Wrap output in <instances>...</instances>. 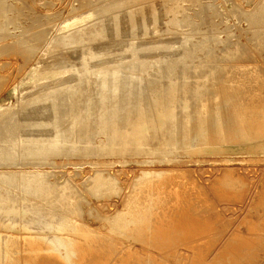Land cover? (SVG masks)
<instances>
[{
	"label": "bare ground",
	"instance_id": "1",
	"mask_svg": "<svg viewBox=\"0 0 264 264\" xmlns=\"http://www.w3.org/2000/svg\"><path fill=\"white\" fill-rule=\"evenodd\" d=\"M258 2V5L249 15L251 18H254V22H259L264 26V0ZM167 10L174 12L169 22L181 25L182 18L180 22L177 16L179 10L176 2L172 4L171 7L169 6ZM106 11L105 15H103L104 17L108 12L113 14L116 10L114 11L113 8H109L106 9ZM95 12L94 9H91L79 16L70 18L62 24L63 32L51 40L52 42L60 41L64 44L82 42L84 45L81 47L82 52L80 51L82 54L75 50L78 52V55L79 53L81 55L80 64L75 65L74 63L71 65L70 69L72 70V74L68 76L69 78H62L59 74L61 69L67 66V64L65 66L63 65L65 62L64 57L59 54L50 56L48 62L45 64L40 62L34 65L27 73V76L32 79L28 83H23L21 93L23 94V92L29 90V88H37V90L32 94L30 93L31 95L27 99L25 96H19L17 102L19 103L26 99L28 102L27 104H29L28 107H35L38 105L41 107L42 104H48L49 110L52 113L49 117L50 119L45 118L46 115L45 117L38 118L23 117L20 115L17 108H15L17 102L14 103V105L13 103L0 105V213H7V216H9L8 219L10 218L8 222L9 226H16L17 223H19L18 221H14V218L18 215V218H21V220L22 218L26 219V222L23 224L24 229L39 231V233H30L28 238L30 246L28 250L25 249L26 251L24 254L19 253L17 247H11V238L6 234V237L0 242V264H48L50 261H53L55 264H96L91 263L93 261L89 259V255L104 246L113 248L117 237H119L120 240L125 239L124 241H127V238L131 239V241L134 239L137 241L136 245H138L139 242L150 243L165 251L170 250V252H174L175 256L178 251V245L181 242L197 241L198 235L211 229L207 220L196 219L194 216L191 218V215L187 212V206L179 207L182 213L180 215L176 214L177 216L175 217L168 212L160 214L159 210L164 207L166 202V197H164L165 191L161 182L155 181L152 176H161L166 169L146 167L141 170L144 175L141 182L143 184L148 183L150 186L153 185L154 187L152 186L151 189H149L153 191L147 193L143 198L137 196L138 193H136V197H131L130 195L131 198L127 200V202L125 201L122 209L117 210L116 214L108 219L106 230L98 231L92 228L79 216L77 210L79 201L74 202L73 195L69 192L71 191L73 194L74 186L70 184L72 181L69 182V179H64V182H52L49 179L50 175L48 177L49 172L47 169L40 168L39 164L37 165L36 163V165L31 164V166L20 165L21 162L14 159L17 156L13 157L14 155L11 156L12 154L16 153L15 155H17V153H21L23 156L25 155L28 161H24L29 164L31 162L33 163V159L38 158V156L44 158L47 154L51 155L63 151L68 152L69 148L70 151H87L88 153L90 150L99 151V149L104 152L117 154H127V152H131V154L158 153L162 156L165 155V157L167 154L177 149H182L188 153H221L230 150H248L264 153V86L259 82V86L257 87H254V83L251 85L247 83V79L244 77L246 67L242 64L241 66L236 65V69L241 68V79L236 80V76L233 74L235 77L230 81L226 80L228 81L227 85L225 84V86H227V92L224 93V96L221 95V90L219 91L223 85H220L221 87L218 88L216 80L229 78V74L227 73L229 70L227 71V67L223 70L224 66L221 64H208V66H206L208 69L203 71L202 66L197 62L195 63V59L201 55L209 60L215 58H228L229 60L230 57L233 58L232 54H235V51L232 53L231 51L226 52L222 50L221 53L220 50L219 52L217 42L223 39L218 32L212 29L205 32L198 31L200 34V36H198L194 29L187 32L185 31L180 34L178 40H175V42L179 41L178 44L174 43L173 45H168L171 47L168 52H170V49L172 51V47H181L179 52L176 51L172 53L156 52V49L153 48L154 43L138 44L135 40H132L127 47L130 54L117 57V55L123 53L111 54L110 52L96 51L93 47L98 37L110 36L108 24L106 22L107 19L99 18V20L96 21L95 18L98 17H95ZM112 16L115 23L114 26H116L115 29L117 30L116 35H119V26L122 25V20H119V14H113ZM99 17L101 16L99 15ZM185 17L186 16H184V19ZM158 26L159 25H157V27ZM135 30L133 31L136 32ZM197 36L198 38H196ZM226 40H229V38ZM229 41H231V39ZM157 45L162 47V44L159 45L158 43ZM156 48L158 50V47ZM176 48L174 50H176ZM221 72H224V74L221 75ZM237 72L238 71L235 73ZM193 76L201 77L206 82L211 81L212 83L213 81L214 84L210 85L208 83L207 85L206 82L199 83L198 81L199 84L196 87L194 85V87H192L191 85L194 79H192L191 84L190 79ZM95 77L99 80L102 78L104 82L102 84L101 94L99 93L100 103L95 105L94 103L91 104L92 101L90 102L88 100L86 104L84 103L83 96H85V94L83 93L82 86L84 87V80L90 82L94 80H91V78ZM180 78L184 81V83L182 82L183 84L179 83ZM123 79L129 80V82L132 81L134 85L131 84L133 86H131L130 90L126 87L128 91L124 96L126 95L125 98L127 101L125 100L126 103L123 102V104H120L118 103L120 99H116L121 96L119 82L121 81L122 83ZM144 82H147L145 86L141 84H144ZM110 83H114L115 85L116 92H113V99L116 101L108 105V99L112 98ZM182 90L184 94L181 96ZM210 90L217 93L214 100L210 95L211 93L213 94V92L209 93ZM190 93H194L193 99H195V101L193 103H191L192 99L190 100L189 97ZM92 99L96 98L93 97ZM123 99L121 101H123ZM95 106L99 109L97 116L93 117V109ZM38 109L41 110L40 108ZM38 112L39 111H37V113ZM44 114L45 113H43V115ZM32 116L34 115L32 114ZM96 129H98L99 132H104L106 134L105 137H108L107 142L99 140L101 142L99 148H95L94 146L96 145L93 146L94 138H89L91 136L90 132L92 133V131ZM226 141L230 143L226 144L228 146L224 144ZM79 143H82L83 146H79ZM85 153L86 152L83 154ZM63 155L64 154H62V156ZM46 159H48V157ZM46 159L44 160L48 163L47 161L49 159ZM37 163H40V161ZM54 164H56V161L53 165ZM99 169L100 171L96 169L97 171L91 176L93 178V190L103 194L106 190L111 191L109 190L111 188L116 189L115 187L117 186L115 185L117 184L115 183V177H113L112 174L105 175L101 172L103 170L101 168ZM53 173L55 172L53 171L52 175H54ZM138 183L139 182H137V184ZM226 183L231 187L234 186L233 182L230 180H226ZM3 187H9V189H14L16 191L21 188L24 193H29L30 195H48L47 197H51L52 199L50 202L46 201L47 204L53 201L54 205L52 208L49 206L46 207L45 205L44 207L36 201L37 204L32 203V205H34L31 207L18 208V206H11L8 204L11 201V192L8 189L3 190ZM2 191L7 194L4 195ZM141 194L143 193L140 192V196ZM23 200H25V198H23ZM39 201H42L41 198ZM184 202L181 198L175 201L177 204H185ZM185 213L189 214V216ZM0 218L2 220L3 216L0 215ZM257 224H261V222L253 223L251 226L257 227ZM31 225H33V228ZM261 225H264V223ZM215 233L218 234L217 232ZM22 234L25 233L21 232V235ZM207 236L206 241L208 245L198 248L200 251L198 258L194 257L190 259L188 264H244L243 259L246 255L241 253L244 250L239 249V246L242 244L251 245V239L244 237L242 233H236V239L233 243L224 244V242L223 246H219L217 252L212 255H206L208 252L206 253L205 249L207 246L211 247L212 242V238L209 234H207ZM212 244H214V242ZM143 246L144 244L142 248H145V246ZM212 247L210 250L213 249ZM147 251L150 258L160 263L168 264L166 263L168 260L167 257L161 258L156 254L157 252ZM127 252L128 254L135 253L137 257L141 254L138 246L136 248L127 246ZM163 252L161 254H163ZM170 255L171 254H169V256ZM129 258L128 256L125 257L122 255L119 259L129 260ZM183 258L184 257L175 256V260L177 259L178 262ZM108 260L111 259L109 258ZM255 260L251 257V259L244 262L247 264H256ZM123 262L125 264V261ZM107 263L106 261L105 264Z\"/></svg>",
	"mask_w": 264,
	"mask_h": 264
},
{
	"label": "rangeland",
	"instance_id": "2",
	"mask_svg": "<svg viewBox=\"0 0 264 264\" xmlns=\"http://www.w3.org/2000/svg\"><path fill=\"white\" fill-rule=\"evenodd\" d=\"M112 1L113 0H0V24H2L0 25V38L2 39H0V105L11 103H13L14 105V103L17 102L19 96H25L26 99L29 98L30 95L37 90V88H29V90H25L23 94L21 93L23 83H28L32 79L31 77L27 76L28 71L31 67L40 62L42 64L47 63L48 58L53 54H59L64 57L65 62L63 63V65L65 66L67 64V66L61 69L59 74L62 76V78H69L68 76L72 74V70L70 69L71 65H73L74 63L75 65L80 64V53L82 52L81 47H83L84 45L82 44V42L64 44L60 41L52 42L51 40L63 32V23L68 21L70 18L79 16L80 14L85 13L86 11L91 9H94V12L96 11L95 17H98H94L96 21H98L99 18H103L105 20L107 19L106 22L108 24V31L110 35L109 37H98L96 39L97 42L93 45L96 51L106 53L110 52L111 54L123 53L121 55H117V57L129 55L130 52L127 47L130 45V42L132 40H135V42L138 44L154 43L153 48L156 49V52L167 53L169 51V48H171L168 45L179 43V41L175 42V40L179 39L181 33L194 29L197 32L196 35L200 36L199 32H205L209 29H212L213 31L218 32V34H220L221 38L223 39L222 41L217 42L219 52L220 50L221 53L222 50H225L226 52L231 51L232 53L235 51V54H232L233 58L230 57L229 60L228 58H215L213 60H209L201 55L195 59V63L197 62L198 64H200L203 68V71H206L208 69L206 67L208 66V64H221L224 66L223 70H225L227 67V71L229 70L227 72L229 74V78H224V80L223 78H221V80L219 79L218 81L216 80L218 88L223 85V89L222 87L219 89V91L221 90V95H224V93L227 92V86H225V84L227 85L228 81H230L235 76L236 80L241 79V68L236 69V65L241 66L242 64L246 67V71H244V77L245 79H247V83H249L250 85L254 83V87H257L259 86V82L260 84H262V86H264V26L259 22H254V18H251L249 15V13L252 12L258 5V1L260 0ZM175 2L179 10L177 12V16L179 17V20L182 18V22L180 20L181 25L169 22L170 18L172 17L171 15H173L174 12L168 11L167 9L169 6L171 7ZM109 8H113L114 11L116 10L113 14H119V20H122V25L119 26V35H116L117 30L115 29L116 26H114L115 23L112 16L113 14L108 12L105 17L103 16L108 11H106V9ZM165 10L167 11L163 12ZM99 15L101 17H99ZM184 16L188 18L185 17L184 19ZM157 25L159 26L157 27ZM133 30H135L136 32H134ZM198 36L196 38H198ZM228 38L229 40L231 39V41L226 40ZM158 43L159 45L162 44V47H159L157 45ZM156 47H158V50ZM176 47H172V51L170 49V52L168 53L176 51L179 52V50H181V47ZM175 48L176 50H174ZM75 50H77L78 52L81 51L79 55ZM126 51L128 54L126 53ZM236 71L238 72L235 73ZM222 74H224V72H221V75ZM192 79H194L193 82ZM91 80L92 81L90 82H88V80H84L85 84L83 82L84 87L82 86V89L83 93L85 94V96H83L84 103L87 104L89 100L90 102L92 101L91 104L94 103L95 105H98L100 103V94L102 91V84L104 82L102 81V78H100L99 80L97 77L91 78ZM198 81L199 83L206 82L201 77L193 76L190 79V84L191 82L193 83L191 86L196 87L199 84ZM164 82L168 83L167 81ZM182 82L184 83V81H182V78H180L179 83L183 84ZM206 83L207 85L208 83L210 85L214 84L213 81L212 83L211 81H207ZM131 84H133L132 81L129 82V80L124 79L122 80V83L121 81L119 82L121 96L116 99H120L118 103L123 104V102H125L126 95L124 96V94L128 91L126 90L127 88L130 90L131 86L134 85ZM141 84L145 86L147 82ZM92 89L94 90V92ZM110 91L112 92V100L108 99V105L116 101L115 99H113V92H116L114 83H110ZM210 92H213L214 96L212 93L210 95L214 100L217 93L212 90H210L209 93ZM87 94L90 99L87 97ZM182 94H184L183 90L181 92V96ZM93 97H95L96 99H92ZM189 97L190 100L192 99L191 103H193L195 101V99H193L194 93H190ZM26 99L22 102H17V105L15 106L18 112H20V115H22L23 117L25 116V118L45 117L46 115L45 118L50 119L49 117L52 113L49 110L50 108L48 107V104H42L41 107L40 105L35 106L36 108L34 106L28 107L29 104H27L28 102L26 101ZM122 99L123 101H121ZM96 107L97 106H95L94 109L92 108L93 117H96L98 113L99 108ZM38 108H40L42 111ZM37 111L39 112L37 113ZM42 112L45 114L43 115ZM32 114L34 116H32ZM61 115L64 116L63 114ZM94 131H92V133L90 132L91 136L89 138H94L93 146L96 145L97 147H94L99 148V144L101 143L100 141L107 142L108 137H105L106 134L102 131L99 132L98 129ZM228 142L229 141H226V143L224 144H230ZM80 145L83 146L82 143H79V146ZM74 151L75 150L70 151L69 148L68 152L63 151L60 153H53L51 155L47 154V156L45 155L46 158L48 157V159L51 156L49 160L46 159L45 156L44 158L38 156V158H35L36 160L33 159V163L31 162L29 164H27L28 162L25 163L24 160L28 161V159L21 153H17V155H15V153L11 156H17L14 159L21 163L24 162L22 164L20 163V165L31 166V164H39L40 168L47 169L49 172L48 177L50 175L49 179L52 182H64V179H69V182L72 181L70 184L74 186L73 194L71 193V191L69 192L71 195H73L74 202L79 201V204H77L79 216L92 228L98 231L106 230L108 219L112 218L116 214L117 210L122 209L125 201L127 202V200H129L131 197H136V193H138L137 196L143 198L145 197V195H147V193L153 191L149 190L153 185L150 186V184L148 183L143 184L141 182L144 178L141 170L142 168L146 167L166 169V171L162 173L161 176H152L155 181L161 182V185L164 187L165 191L164 197H166V202L164 207L159 210L160 214H162L163 212H168L170 215L175 217L178 214L180 215L182 213L180 212L179 207L187 206V212L191 215V218L194 216V218L196 219L207 220L209 226L211 227L210 230L198 235L197 241L181 242L178 245V251L176 252L175 256L184 257L180 262H178L177 259L175 260L174 252L172 253L170 252V250L165 251L164 249L156 245L146 242H139L138 245H136L137 241L134 239H132L131 241V239L127 238V241H124L125 239L120 240L119 237H117L116 243L113 248L104 246L92 252L89 255V259L93 261L91 263L105 264L107 261V264H124L123 261H125V264H127L128 262V264H165L160 263L153 258H150L147 254V250H150L154 253L157 252L156 254H158V256L161 258L167 257L168 260L167 262H165L168 264H188V261L190 259H193L194 257L198 258V255L200 253L198 248L208 245L206 241V238L208 237L207 234H209V236L212 238L211 247L213 245L214 246L212 247V250H210L211 247L207 246L205 250L206 253H208L206 255H212L217 252V249L219 250V246L221 247L226 243H233L236 239V233H242L244 237L252 240L251 245L242 244L239 246V249L244 250L243 252H241L242 254H245L246 256L248 254L247 257L244 256L243 260L248 261V259H251V257H253V260L256 259V264H264V225H261L262 223H264V153L262 154L258 151L248 150H230L221 153H188L182 149H177L172 151V153L170 152L169 154H167L168 156L166 155L165 157V155L162 156L158 153L131 154V152H127V154H117L109 153L106 151L104 152L100 149V152L98 150H90V154L87 151ZM84 152H86V155L83 154ZM61 153L64 155L67 153V156H62ZM38 159L40 163H37L39 162ZM44 159L48 160V163H46ZM55 161L56 164L53 165ZM98 167L103 170L101 172H103L105 175L112 174V176L115 177V183L117 184L115 186H117L118 188L114 186L116 189L111 188L109 189L111 191L106 190L105 192H103V194H100V192H96L95 190H93V178L91 176L95 171H100ZM52 169L55 172L53 173L54 175H52ZM226 180H230L231 182H233L234 186H229V184L226 183ZM137 182L139 183L137 184ZM72 183H74L75 185ZM2 189H8L11 192V201L8 203L11 206H18V208L31 207L34 204L40 203L42 206L45 205L46 207L49 206L50 208H52L54 205L53 201L47 204V202H50L52 198H48V195L45 194L30 195L29 193H24L21 188L17 191L14 189H9V187H3ZM140 192L143 193L141 194V196ZM3 194L6 195L7 193L4 192ZM75 196L79 197L77 198ZM23 198H25V200H23ZM40 198L42 201H39ZM180 198L183 202L185 200V204L175 203V201ZM32 203L34 204L32 205ZM1 213L0 215H2L3 218L2 220L0 218V242L4 237H6L7 234V236H10L11 238V247H17L19 253L24 254L30 246V244L28 243L30 233H39V231L24 229L23 224L26 222V219L22 218L21 220V218H18V215L14 218V221H18L19 223H17L16 226H9V216H7L6 212L2 214ZM189 214L186 215L189 216ZM259 222H261V224H257V227L251 226V224ZM31 226L33 228V225ZM11 232L14 233L12 234ZM21 232L25 233L26 235H21ZM215 232H217L218 234H216ZM213 242L214 244H212ZM141 244H144L145 248H142ZM127 246H132L135 248L138 246L139 251L141 252V254H139L140 256H135V253H133L134 255L131 253L128 254ZM161 251H164L166 253L163 252V254H161ZM169 254L171 255L169 256ZM122 255H124L125 257H130L129 260L119 259ZM109 258L111 260H108ZM244 261L243 263L247 264ZM48 264L55 263L53 261H50L48 262Z\"/></svg>",
	"mask_w": 264,
	"mask_h": 264
}]
</instances>
